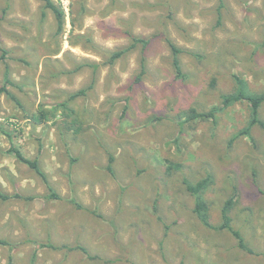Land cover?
<instances>
[{
  "label": "rangeland",
  "instance_id": "obj_1",
  "mask_svg": "<svg viewBox=\"0 0 264 264\" xmlns=\"http://www.w3.org/2000/svg\"><path fill=\"white\" fill-rule=\"evenodd\" d=\"M115 1L53 0L65 12L57 36L44 2L0 0V193L9 197L0 198V240L10 243L0 264H264V128L240 135L246 102L180 125L191 108H221L235 75L264 91V0ZM132 36L148 48L101 65ZM168 40L183 51L185 78ZM142 55L147 72L135 84ZM94 79L69 102L75 115L59 107ZM41 110L54 119L38 122ZM208 174L211 224L235 197L231 226L246 248L197 218L184 179Z\"/></svg>",
  "mask_w": 264,
  "mask_h": 264
},
{
  "label": "trees",
  "instance_id": "obj_2",
  "mask_svg": "<svg viewBox=\"0 0 264 264\" xmlns=\"http://www.w3.org/2000/svg\"><path fill=\"white\" fill-rule=\"evenodd\" d=\"M40 1L44 2L45 7L50 9L54 13L55 18H56V22H57L56 35L57 36L61 35L64 32V28H65V12H64V10L61 9L60 7H58L53 2V0H40ZM114 2H116V1L114 0ZM150 42L151 41L149 39L132 36V43L129 47L123 48L121 50H117L115 52L108 53V61L102 63L101 65H113L116 60L122 58L125 54H127L128 52H130L131 50L136 48L138 45H142L143 49L145 50L146 48H148ZM168 44H169L170 49L172 51V55H173L172 66L176 72V75L178 78H185L184 74L182 73L181 59H180V54L183 51H181L170 40H168ZM0 50L2 51L1 58L4 59L5 55L7 54V51L5 49H3L1 47V45H0ZM91 67H94V69L96 71L100 67V64H92ZM140 68H141L140 73L136 76V78L134 80L135 84H140L143 81V77L147 72L146 58L144 55H142ZM234 80H235V84H236L235 89L228 94L222 95V107L221 108H213L209 112H199V111H197V109L191 108L188 111H185L183 113L184 121H182L180 123V125L183 126L182 124H184V123H189V122H193V121H197V120H203L204 121V120H208L210 118H214L217 113H221V112L225 111L226 109L230 108L231 106L236 105L237 103L246 102L250 106L249 107L250 108V110H249L250 111V113H249L250 117H249L247 126L240 132V135L247 136V137L252 139L251 130L253 129V127L261 126L262 128H264V121H262L260 118V109L264 105V91L259 92V93L252 92L250 90L249 85L246 82V80L240 76L235 75ZM94 83H95V79L93 80L92 84L88 88L81 89L80 91H77L76 93L70 94L66 103L59 105V107L63 106L66 110H68L69 114L75 115V112L72 109L68 108L69 102L77 99L78 97L85 96L89 90L93 89ZM3 90L6 91L7 89L3 88ZM8 95L12 96L9 93H8ZM17 104L19 106H22L19 102H17ZM36 118H37L38 122L44 123V122H47V121L49 122V121L53 120L54 116L51 117L46 113L45 110H41L38 113ZM67 126H68L67 127L68 130L73 129V126H70V125H67ZM76 131L78 132L79 128L76 129ZM14 152H15L17 158L21 162L28 164L33 170H35L46 181V179H47L46 175L40 169L37 161H31V160L27 159L18 150L14 151ZM113 163H114V157L110 156L109 163L106 167V169L109 172H113ZM175 168L179 170L181 168V166L175 165L173 163L169 167V169H171V170H173ZM184 183H185L187 191L195 197V208H194V210H195V213H196L199 221L203 225H205L206 227L213 228L216 230H228V231L232 232L233 236L239 242V247L246 248L245 243H244V239L241 236V234L238 231L233 230V228L231 226V221H232L231 212H232L233 207H234L235 202H236L235 197H231L230 199H228L225 202V205L222 209V223L220 226H214L210 222V216H209V207L210 206H209L208 201L205 198L206 191L214 183L213 176L208 174L205 178H202L201 180H199L197 182H191L188 179H184ZM16 196L18 198H22V196H20L19 194ZM0 198H2L3 200L9 199L8 196L2 195L1 193H0ZM50 198L58 199L60 197L55 193H51ZM26 199L27 200H33V197H28ZM71 203L76 205L77 208H79V209L80 208L84 209V207L82 205L78 204V202L76 200H71ZM0 245H10V243L8 241H5V240H0ZM39 246L40 247H50V248H54V249H68L69 251L79 250V251H82V252L87 254V250L82 246L70 247L67 245H62L60 247H57V246H54L53 244H44V245L40 244Z\"/></svg>",
  "mask_w": 264,
  "mask_h": 264
}]
</instances>
